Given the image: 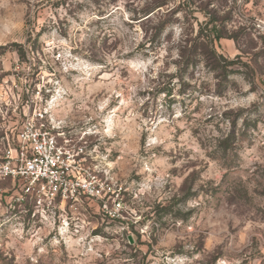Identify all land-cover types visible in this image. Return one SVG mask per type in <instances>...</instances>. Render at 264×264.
Segmentation results:
<instances>
[{
  "label": "clouds",
  "instance_id": "clouds-1",
  "mask_svg": "<svg viewBox=\"0 0 264 264\" xmlns=\"http://www.w3.org/2000/svg\"><path fill=\"white\" fill-rule=\"evenodd\" d=\"M0 264H264V0H0Z\"/></svg>",
  "mask_w": 264,
  "mask_h": 264
}]
</instances>
